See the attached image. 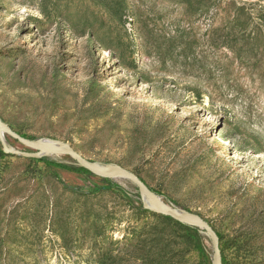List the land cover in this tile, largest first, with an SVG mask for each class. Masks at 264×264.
Returning a JSON list of instances; mask_svg holds the SVG:
<instances>
[{
	"label": "rangeland",
	"instance_id": "374dc122",
	"mask_svg": "<svg viewBox=\"0 0 264 264\" xmlns=\"http://www.w3.org/2000/svg\"><path fill=\"white\" fill-rule=\"evenodd\" d=\"M57 1L44 0L43 14L41 0H0L1 119L132 171L161 206L222 234L229 263L264 264V0H126V22L100 41L67 22L83 10L108 19L89 0ZM240 5L253 40L230 26ZM0 148L10 154L0 156V264H134L131 230L152 218L129 180L111 179L129 197L110 187L85 204L82 175L34 161L39 152L8 137ZM90 207L94 226L82 216ZM198 230L173 263L211 264Z\"/></svg>",
	"mask_w": 264,
	"mask_h": 264
},
{
	"label": "trees",
	"instance_id": "16d2710c",
	"mask_svg": "<svg viewBox=\"0 0 264 264\" xmlns=\"http://www.w3.org/2000/svg\"><path fill=\"white\" fill-rule=\"evenodd\" d=\"M65 2H70V0H65ZM89 2L97 9L101 14L106 16V19L102 16H97L95 12H88V10H83V12H67L68 15L73 14L72 18L67 17V22L70 23L71 27L74 25L80 24L79 32L80 36H89L90 39H95L96 41H100L99 31L107 32L115 28L117 24H122L126 22L128 16V8L126 0H89ZM42 10L41 12L44 14L46 8L44 9L43 4L44 0H41ZM56 6H58V1L55 2ZM80 5V2H78ZM67 10H69V6L67 4ZM260 23L264 26V8L258 11ZM252 12L248 10V7L245 5H240L235 8L233 18L230 21V26L232 31L239 35L242 39H255L257 34V28L252 23ZM111 21V22H108ZM246 41V42H247ZM232 49H235L231 46ZM108 49V48H105ZM21 136L26 137V135L16 131ZM28 138V137H27ZM10 155L6 151L0 148V156ZM34 161H42L48 165L52 164L58 167H61L65 170L75 172L79 175H82L84 180V188L85 191L81 194L83 195V201L86 204V201L93 196H97L101 191L106 190L110 187H114L124 194L125 192L117 183L112 181L111 179L99 178L91 174L88 170L78 166L74 160L71 164H65L62 162H57L54 160H50L46 156H41L40 158L33 159ZM101 183L102 185H98ZM67 189L71 192H76L73 189L67 187ZM152 190V189H151ZM135 199L139 202V206L137 210L139 213H146L152 220L147 223L140 231L136 232L135 230H131L132 233L135 234V238L137 242L132 246L130 252V257L134 260V264H178L180 260L177 262L174 261L176 257H181L186 252V245L184 244L191 235H198V228L179 222L174 220L169 216H165L162 214H157L151 211L148 208H144L142 206V202L139 194H135ZM87 211L82 214L85 220L90 219V223L94 226L98 220V216L92 212L91 207L86 208ZM219 236V244L222 255V264H231L228 262V248L226 241L223 240V235L218 234ZM184 244V245H183ZM103 261L106 259L110 263L115 262V256L111 253L102 255ZM119 262L122 264H131L128 262L127 258L119 259Z\"/></svg>",
	"mask_w": 264,
	"mask_h": 264
},
{
	"label": "water",
	"instance_id": "95a60500",
	"mask_svg": "<svg viewBox=\"0 0 264 264\" xmlns=\"http://www.w3.org/2000/svg\"><path fill=\"white\" fill-rule=\"evenodd\" d=\"M4 137H8L14 141H17L23 146L36 150L39 152V156L67 155L71 157L78 166L88 170L91 174L99 178L129 180L138 189L143 200L145 199V195L150 202V206H148L145 204L144 200L145 208H148L157 214L169 216L179 222L198 227L202 233L206 234L210 239L212 247L211 264H222L219 237L212 226L200 216L194 215L186 210L161 206L159 203V197L132 171L117 165L111 167H99L97 164L83 157L70 145H64L53 141L54 145L49 146L42 141L21 136L8 124H6L0 117V138Z\"/></svg>",
	"mask_w": 264,
	"mask_h": 264
},
{
	"label": "bare ground",
	"instance_id": "6f19581e",
	"mask_svg": "<svg viewBox=\"0 0 264 264\" xmlns=\"http://www.w3.org/2000/svg\"><path fill=\"white\" fill-rule=\"evenodd\" d=\"M43 143H45V144H47V145H49V146H53L54 145V142L53 141H51V140H41ZM97 166H99V167H110V166H100V165H97ZM144 200H145V204L146 205H148V206H150V202L148 201V199H147V197L144 195ZM159 203H160V205H161V200H159Z\"/></svg>",
	"mask_w": 264,
	"mask_h": 264
}]
</instances>
